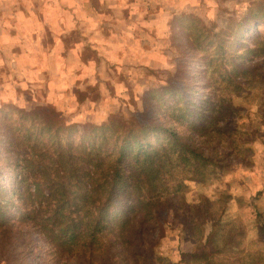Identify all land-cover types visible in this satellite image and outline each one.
I'll use <instances>...</instances> for the list:
<instances>
[{
  "label": "rangeland",
  "instance_id": "1",
  "mask_svg": "<svg viewBox=\"0 0 264 264\" xmlns=\"http://www.w3.org/2000/svg\"><path fill=\"white\" fill-rule=\"evenodd\" d=\"M21 1L28 13L34 10V1L39 5L37 14L45 15L46 0ZM54 1L58 3L52 11L57 18H54L56 36L67 33L61 32V19L71 21L73 27V16L79 8L80 15L110 16L115 5L114 0H88L96 8L93 12L90 5L87 9L81 7L84 0ZM63 1L74 6L69 13L59 6ZM129 12L132 15L129 28L125 24L119 26L129 31V40L125 41L129 45V58H124L122 43L107 49L97 46L101 54L97 56L99 62L91 52L83 60H79L74 50L67 52L71 55L64 59L59 72L65 82L79 83L75 89L86 91L91 97L86 101H78L83 94L67 97L62 90L55 96L51 92L55 102H47L44 86H30L43 77H36L30 71L24 78L27 84L22 83L17 89H9V85L0 87L1 94L4 92L0 94V201L11 204L6 208L10 220L22 219V212L14 207L18 202L14 191L16 165L21 161L5 142L8 135L22 141L26 127L36 132L39 129L22 116L23 111L52 106V112L59 113L67 125L77 123L93 128L111 117L131 118L143 110L147 92L155 89L152 103H158L160 120L168 121L172 105L183 107L191 100L198 113L191 120L197 123L199 135L210 137L209 146L217 152L215 163L221 168L217 167L202 180L186 179V186L179 192L180 203L196 208L210 206L217 213L215 218L185 224L190 218L182 209L180 219H166L158 231L156 261L150 264H201L213 258L217 264H264V55L254 57L246 52L256 41L264 42V0H129ZM88 21H91L89 17H84L79 22L80 27L87 28L86 33L93 26ZM76 33L71 34L72 42L77 41ZM56 36L43 41L52 44ZM216 37L226 39L225 54L218 52L219 44H210ZM238 54L246 56L237 59ZM211 58L216 62L214 68L219 70L208 75L206 61ZM22 62L23 66L29 64L28 59ZM3 66L4 71L13 69L7 64ZM225 70L233 76L222 79ZM86 77L93 83L81 86ZM48 84L52 86L51 82ZM162 87L160 93L156 92ZM171 87L182 88L183 94L164 91ZM35 90L38 95L33 98ZM19 93L24 100L13 104L12 98ZM105 97H111V101L105 103ZM176 115L181 117L183 111ZM180 123L186 121L178 125L179 130H185V125ZM40 137L47 140V134L41 131ZM182 173L178 170L175 178H181ZM4 228L0 222V239L4 238ZM6 234L13 237L12 252L8 254L10 264L62 261V257L50 253L46 239L29 224L19 223L18 229L14 227ZM71 263L79 264L77 260Z\"/></svg>",
  "mask_w": 264,
  "mask_h": 264
},
{
  "label": "trees",
  "instance_id": "2",
  "mask_svg": "<svg viewBox=\"0 0 264 264\" xmlns=\"http://www.w3.org/2000/svg\"><path fill=\"white\" fill-rule=\"evenodd\" d=\"M216 38L210 44H219L218 52L225 54L226 39ZM246 52L254 57L264 55V42L256 41ZM245 56L238 54L237 59ZM206 62L208 75L219 70L214 68V59ZM225 76L233 75L225 70L221 78ZM154 90L147 92L143 110L131 118L111 117L93 128L67 125L59 113L52 112V106L22 112L39 129L33 132L26 127L22 141L8 135L5 142L21 161L16 165L18 202L14 207L22 212V219L11 221L6 209L11 204L0 201V222L5 227L0 264L8 263L12 252L13 237L6 232L18 229L19 223L29 224L43 236L50 253L62 257L60 264H72V260L79 264H150L156 261L158 231L166 219H180L182 209L190 218L185 224L215 218L217 213L210 206L180 203L179 192L186 179L202 180L221 168L215 163L216 148H210V137L198 134V125L191 120L198 113L191 100L183 107L172 105L168 121L158 119V103H152ZM164 91L183 94L178 87ZM76 93L83 94L78 101L88 98L86 91ZM180 121H186L180 123L185 125L183 131ZM39 130L47 134V140ZM178 170L183 175L177 179ZM201 264L217 261L213 258Z\"/></svg>",
  "mask_w": 264,
  "mask_h": 264
},
{
  "label": "crops",
  "instance_id": "3",
  "mask_svg": "<svg viewBox=\"0 0 264 264\" xmlns=\"http://www.w3.org/2000/svg\"><path fill=\"white\" fill-rule=\"evenodd\" d=\"M46 1V13L40 16L37 14L39 5L34 1L33 5L35 8L31 10V13H28L29 10H27L26 6L22 5L21 0H0V87L4 89L5 86L9 85V89H17L22 83H26L24 78L29 75L28 71H30L34 73L36 77H43L36 84H30V86H44L46 88L44 92L47 94V102L49 101L52 103L55 102V97L50 96L51 92L52 96H55V94L63 90L64 95L68 97L69 95L75 94L77 91L75 88L79 83L75 82L72 85L70 82H65V77L59 72L63 69L64 59L71 55L67 54L68 51L74 50V54L79 57V60L85 59L86 53L91 52L99 62L98 57H101V54L97 46L107 49L108 46L122 43L124 45L122 49L125 55L124 58H129V45L125 42L129 40V31H123L119 26L124 24L128 26L132 15L129 12V0H114L113 3L115 5L112 7L113 10L110 16H97L95 14L80 15L82 9L79 8L76 16H73V27H70L71 21L69 23L68 21L66 22L65 19H61L62 23L57 21L60 24L61 32L65 31L67 33L65 35L56 36L57 31L54 27L55 17H53L54 14L52 11L58 3H56V1L53 2V0ZM89 5L92 6L88 0L81 1V7L84 9H87ZM59 6L63 12L66 10L67 12L71 11V8H74V6L71 7V4H65L64 1L59 4ZM92 9L93 12H95L96 8L94 5ZM32 11H36V13ZM84 17H89L91 21L88 22L93 25L89 33H86L87 28L80 27L79 22H81ZM109 25L112 26V28L106 27ZM25 27H29L31 29L30 32H25ZM127 28H129V26ZM73 32H77L76 42H72L74 40H72L71 36ZM51 36H56V39H53V43L51 42L52 44H45L43 40ZM88 48L90 50H88ZM22 59H28L29 64L23 66ZM5 64L11 66L13 69L10 68L4 71L3 65ZM84 66L86 67L87 64H84ZM56 69L58 72H56ZM96 78L98 80V76H96ZM117 78L121 79L118 75ZM50 82L52 86L48 84ZM90 82H92L91 78L86 77L84 81L81 82V86H85ZM95 85H97V83H95ZM3 94L4 92L1 96ZM37 95L38 93L35 90L33 98ZM31 97L32 96H27V99H32ZM88 98L83 101H86ZM22 99L24 100L22 94L19 93L16 95V98H12L11 101L13 104H17L20 103ZM110 101L111 97L104 98L105 103Z\"/></svg>",
  "mask_w": 264,
  "mask_h": 264
}]
</instances>
